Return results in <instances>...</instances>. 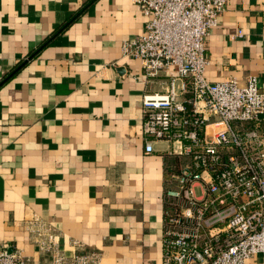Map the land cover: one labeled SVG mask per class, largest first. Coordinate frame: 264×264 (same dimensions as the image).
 <instances>
[{"label": "crops", "instance_id": "1", "mask_svg": "<svg viewBox=\"0 0 264 264\" xmlns=\"http://www.w3.org/2000/svg\"><path fill=\"white\" fill-rule=\"evenodd\" d=\"M143 21L130 0H0V247L25 264L45 263L25 224L34 216L66 255L161 264L162 192L183 158L160 140L144 151L141 94L169 77L146 81L121 54ZM205 52L210 81L252 75L264 90V0H226Z\"/></svg>", "mask_w": 264, "mask_h": 264}, {"label": "built area", "instance_id": "2", "mask_svg": "<svg viewBox=\"0 0 264 264\" xmlns=\"http://www.w3.org/2000/svg\"><path fill=\"white\" fill-rule=\"evenodd\" d=\"M130 1L144 21L121 42L122 56L138 61L146 81L169 77L163 90L141 94L144 151L160 140L183 158L162 192L161 264H247L264 255V90L252 75L243 83L205 75L206 39L226 0ZM25 224L44 264H100L97 248L63 253L48 220ZM0 264L25 260L2 246Z\"/></svg>", "mask_w": 264, "mask_h": 264}]
</instances>
